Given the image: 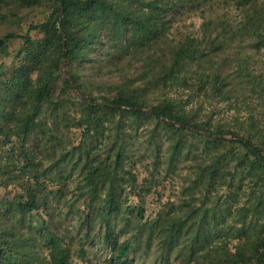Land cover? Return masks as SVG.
I'll return each instance as SVG.
<instances>
[{
	"label": "trees",
	"instance_id": "16d2710c",
	"mask_svg": "<svg viewBox=\"0 0 264 264\" xmlns=\"http://www.w3.org/2000/svg\"><path fill=\"white\" fill-rule=\"evenodd\" d=\"M199 7V29L179 32L177 16ZM254 51L264 58V0H0V264H72L75 243L113 264L138 251L151 264H264ZM171 184L175 199L147 216ZM61 189L78 242L49 218Z\"/></svg>",
	"mask_w": 264,
	"mask_h": 264
},
{
	"label": "rangeland",
	"instance_id": "374dc122",
	"mask_svg": "<svg viewBox=\"0 0 264 264\" xmlns=\"http://www.w3.org/2000/svg\"><path fill=\"white\" fill-rule=\"evenodd\" d=\"M213 9L216 10V8H213ZM202 10L203 8L199 7L197 8L196 11H192L190 13L182 12L180 16H177V24H175V28L179 29V32L181 33H185L187 31L191 32L196 29H199V26L203 21L201 18ZM225 11H226L225 13L230 19L234 20L237 18L235 15V12L231 8ZM205 16L208 17L209 12H205ZM44 18H45V15L43 12H40V13L34 12L33 14H31L28 21L34 22V23H40L44 20ZM176 31L177 30H174V33ZM18 44H19L18 41L13 42V46L15 47ZM251 64H253L252 67L254 68V70L260 73V69L264 67V58L262 55V51H254V57H253V60L251 61ZM131 73H134V71L131 70ZM89 74L90 73H88V75ZM92 77L99 78L100 76L93 75ZM101 78L104 80L110 79V81H115V80L117 81L118 79L116 77L113 79L112 75L102 76ZM221 112H222L221 116L223 117L224 115L230 116V114L227 112L226 113H224L223 111ZM171 186L172 187L168 186L165 188L164 191H161V194L163 195L162 198L160 199L161 202L157 201L156 197H148L146 199L145 208H146L147 216L149 217L153 216L157 210V207L160 204L164 203V201H166L168 197L171 198V201L175 199V197L173 196L176 193V191L173 188L175 184H171ZM50 190L52 191V188H50L48 191L50 192ZM57 197L61 198L62 201L56 202L55 200H53L51 211H49L50 212L49 218H52L53 228L63 235L73 237L76 240V242H78V239L74 237L75 230L73 227L76 224L79 215L76 213H74V215H70L68 213V207L67 206L64 207V204H65L64 201L66 200L68 201L71 198L70 192L66 191L65 189H61L58 192ZM86 206H88V203H86L85 201L83 202L81 201L80 203L76 205L77 209L80 210L81 213H84V214L88 211ZM38 219L39 221H41L42 219H46L45 214L44 215L40 214L38 216ZM78 250H79L78 244L75 243L72 247V253H73L72 264H113L109 260V253L106 250H103L100 244H97V243H95L94 245H91L89 243L86 244L85 246L86 257L83 260L78 256ZM226 253L229 256L230 250H228ZM151 262H152L151 254H144L138 251L135 254H131V256L128 259L127 264H151Z\"/></svg>",
	"mask_w": 264,
	"mask_h": 264
},
{
	"label": "water",
	"instance_id": "95a60500",
	"mask_svg": "<svg viewBox=\"0 0 264 264\" xmlns=\"http://www.w3.org/2000/svg\"><path fill=\"white\" fill-rule=\"evenodd\" d=\"M60 16H61V17L63 16V11H62V10H61ZM59 21H61V18H60ZM138 110H139V111H142L141 109H138ZM163 121H164L165 123L173 124V125H175L176 127H183L182 125L177 124V123H174V122H168V121H166V120H164V119H163Z\"/></svg>",
	"mask_w": 264,
	"mask_h": 264
}]
</instances>
